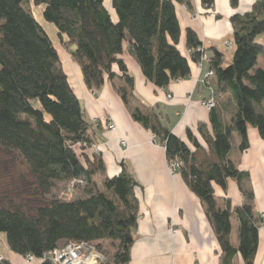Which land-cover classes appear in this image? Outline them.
I'll use <instances>...</instances> for the list:
<instances>
[{"label": "trees", "instance_id": "obj_1", "mask_svg": "<svg viewBox=\"0 0 264 264\" xmlns=\"http://www.w3.org/2000/svg\"><path fill=\"white\" fill-rule=\"evenodd\" d=\"M202 1L212 7L215 0ZM28 2L0 0V151L26 165L32 188L29 193L0 191V232L11 250L37 259L64 240L111 241L117 243L112 259L100 264H127L138 229L139 183L122 163L118 174L98 185L96 177L104 173L105 163L101 154L85 152L92 143L91 124L59 49ZM33 2L42 6L44 21L56 27L61 41L75 46L71 54L86 85L96 90L106 79L113 81L133 119L164 145L170 163H180L178 171L200 198L217 235L221 264H234L238 253L245 264H254L263 220L255 210L249 171L240 169L230 155L233 147L240 152L250 147V127L264 140V67L259 64L264 45L258 41L264 33V0H255L251 11L231 18L228 39L234 55L228 65L216 48L209 57L192 28L186 31L191 59L180 50L175 3L190 7V0H112L116 21L105 0ZM125 50L146 79L161 88L188 77L191 60L197 62L206 53L215 72L214 94L225 97L210 109L211 127L200 124V137L191 129L185 139L175 134L161 112L136 97L134 77L122 57ZM75 179L84 182L81 195L72 200L49 196L57 183L67 187ZM229 180L238 184L241 205L215 193V186L227 192ZM233 218L239 222L238 245L232 243ZM0 264L12 263L0 255ZM42 264L53 263L45 259Z\"/></svg>", "mask_w": 264, "mask_h": 264}, {"label": "crops", "instance_id": "obj_2", "mask_svg": "<svg viewBox=\"0 0 264 264\" xmlns=\"http://www.w3.org/2000/svg\"><path fill=\"white\" fill-rule=\"evenodd\" d=\"M190 2V7L175 3L182 29L180 50L191 59V51L186 45V31L192 28L198 33L209 57L213 55V48L226 57L222 47L233 33L231 18L251 11L255 0H215L212 7L203 4L202 0ZM29 3L33 9L30 0ZM105 5L116 21L117 14L112 0H105ZM40 15V20H44L42 9ZM39 22L59 49L63 69L91 124L89 137L92 142L100 145L99 152L90 147L85 150L89 156L101 154L104 160L105 171L96 177L98 184L102 185L105 178L118 174L122 163L139 183L136 188L140 203L138 229L131 249V260L127 264H192L195 260L201 264H221L222 249L205 208L181 172L170 169L164 145L156 141L150 130L133 119L113 81L106 79L94 93L86 85L81 67L71 54L75 46L62 42L54 28L51 27L49 31ZM258 41L264 45V33L258 36ZM233 55L234 52L230 58L227 57L228 62L225 59L224 65L230 63ZM122 57L134 77L136 97L147 107L161 112L175 134L185 139L187 130L191 129L200 137V124L211 127L210 109L203 105V101L212 95V86L204 81L205 74L210 69V61L200 68L191 60V74L188 77L172 81L167 88H161L146 79L137 60L126 50ZM259 64L264 67V56L259 58ZM115 70L118 71V68L115 67ZM168 93L173 95L172 100L167 99ZM217 98L218 105H221L224 95L220 94ZM104 118L113 120L116 129H107ZM249 140L250 147L246 151L240 152L233 147L230 157L240 169L249 171L255 193V210L262 218L264 140L254 127L249 128ZM238 142L239 137L236 136V146ZM215 193L219 198H230L234 206L241 205L244 200L234 180H229L227 192L220 186H215ZM238 226V220L233 218L234 245L239 242ZM173 228L176 229L175 232ZM2 241L0 255L12 264H42L41 259L27 261L23 255L11 250L5 239ZM234 264H245L240 253L235 256ZM254 264H264V223L259 230Z\"/></svg>", "mask_w": 264, "mask_h": 264}, {"label": "built area", "instance_id": "obj_3", "mask_svg": "<svg viewBox=\"0 0 264 264\" xmlns=\"http://www.w3.org/2000/svg\"><path fill=\"white\" fill-rule=\"evenodd\" d=\"M224 45L233 47V42L230 39H226L224 41ZM199 51H203L202 48L198 49ZM210 61V58L206 53H203L200 59L196 62L197 65L202 68L204 63ZM215 76V72L213 69L207 70L204 81L207 82L210 86L213 77ZM168 100H172L173 95L169 93L167 95ZM217 104V97L214 94V90L212 88V95L205 101H203V105L207 108L212 109ZM107 124V128L110 130L116 129V124L113 120H109L108 118H104ZM123 144H126L125 140H122ZM90 148L94 151H100V145L97 143H91ZM172 171H178L180 168L179 162H171L169 165ZM76 180L72 182V186H74ZM71 192V190H69ZM262 222L264 223V214L262 215ZM174 232L175 228L172 229ZM27 261H33L37 259L33 254H27L25 256ZM45 259H49L53 264H100L107 260L104 256V253L99 249V245L97 241H84V240H64L59 243L55 248L46 253L42 261ZM192 264H201L198 260H195Z\"/></svg>", "mask_w": 264, "mask_h": 264}, {"label": "rangeland", "instance_id": "obj_4", "mask_svg": "<svg viewBox=\"0 0 264 264\" xmlns=\"http://www.w3.org/2000/svg\"><path fill=\"white\" fill-rule=\"evenodd\" d=\"M30 1L32 2V6L34 9L33 12H34L36 19L38 21H41L42 24L46 28L49 29V31H50L51 27L54 28L55 31H57L56 27L53 24H49V23L45 22L44 20H40L39 16H41L40 14H41L42 6L40 9L39 6H36L34 4L33 0H30ZM27 4L30 5L29 2ZM56 42H58V41L56 40ZM58 44H60V42H58ZM222 48L225 52L226 62H228L229 59L227 57L232 56V54L234 52V47L224 45ZM262 57L263 56H261L260 59ZM93 92L96 93V90H93ZM94 122H95V120H94ZM106 128H107V124H106ZM92 143H94V142H92ZM234 143L236 144V137L234 138ZM169 165H170V162H169ZM75 180H76V183L74 186H72V182L74 180L71 181L69 183V185H67V187H66L65 183H57L56 187L52 190V192L49 196L50 197H61L64 199L67 198V200H72L73 198H75V194L77 196H78V194H82L83 187H80V186H83L84 182L82 180H78V179H75ZM29 183H30V175L28 173V168L26 167V165H24L20 161L19 158H16V156L7 155L3 151H0V191L23 192L24 189H26V190H28V193H29L32 190V188H30V186H29ZM77 185H79V186H77ZM69 190H71V192ZM2 239L6 240V235L4 233L0 232V246L3 244ZM98 245H99V249L101 250L102 253H104V256L107 258V260H111L113 253L116 250L117 243L113 244L111 241L102 240V241L98 242Z\"/></svg>", "mask_w": 264, "mask_h": 264}]
</instances>
